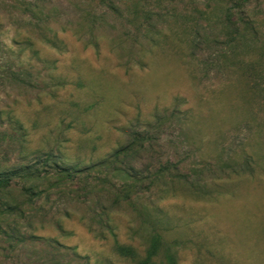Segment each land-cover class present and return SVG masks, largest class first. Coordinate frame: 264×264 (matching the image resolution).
Wrapping results in <instances>:
<instances>
[{"label": "rangeland", "instance_id": "1", "mask_svg": "<svg viewBox=\"0 0 264 264\" xmlns=\"http://www.w3.org/2000/svg\"><path fill=\"white\" fill-rule=\"evenodd\" d=\"M37 161L0 264H264V0H0V172Z\"/></svg>", "mask_w": 264, "mask_h": 264}, {"label": "trees", "instance_id": "2", "mask_svg": "<svg viewBox=\"0 0 264 264\" xmlns=\"http://www.w3.org/2000/svg\"><path fill=\"white\" fill-rule=\"evenodd\" d=\"M55 39H56V37H55ZM134 135H137V136H134ZM138 135H140V134L134 133L133 137H131L130 141L127 143L126 146L116 149L114 152H112L109 155L107 160L101 164V166L106 164L108 167H112L113 170H120L124 174L126 173L127 176H131L132 178H134V180H135V182H137V184H138V182H141L142 180L135 177L134 175H132L129 171H126V169H124V167H122V166L125 165V164H123L124 159H127L133 153H135L136 150L138 149L139 145H140V147H143L144 136L141 137L140 138L141 140L139 141V139L137 138ZM137 142H139V145H137ZM49 157L50 156L47 155L45 157V160H47ZM38 163H40V162L37 161V162H35L34 165H24V166L18 167L16 169H12L10 171L0 172V192L9 188V186L11 185L12 179L15 177L34 178V177L39 176V174H41V173H40ZM42 165H44V164H42ZM53 165L55 168H57V172H59V173L63 172V174H65L66 176H71L73 173L76 174V172H77L76 169H71L70 167H62V166L60 167L58 165L57 161H53ZM44 166H46V164ZM128 168H129V170H132V171L134 170L132 167H128ZM166 171H170V169L165 168V167H160L158 173L155 175V179H157L161 175H164L166 173ZM149 183L151 185L153 183V181H149ZM122 184L123 185H121L120 191H123V189H124L123 187H125V186H128V187L132 186V185H128L127 183H122ZM23 190L27 193V195H33L34 194L31 186L30 187H23ZM136 193H137V191L134 194H136ZM124 196H125V197H123L124 199H130L129 193H126V195H124ZM6 208H8V210H9L11 208V205L7 204ZM160 242H161V236L159 234H154L151 238L149 246L147 247L146 258L143 261L142 260L139 261L138 264H150L152 257L157 255V253H158V250L160 247ZM118 250L120 251V253L122 252L125 254H130L132 256L134 254V251H132L128 247L121 246V247H118ZM167 260L171 264H176L174 255L172 253H167Z\"/></svg>", "mask_w": 264, "mask_h": 264}]
</instances>
